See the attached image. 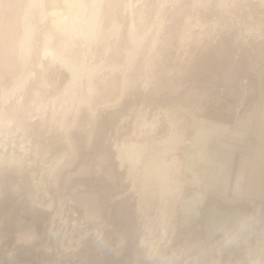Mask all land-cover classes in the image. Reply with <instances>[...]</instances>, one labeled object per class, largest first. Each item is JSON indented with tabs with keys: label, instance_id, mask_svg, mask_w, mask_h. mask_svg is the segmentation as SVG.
I'll use <instances>...</instances> for the list:
<instances>
[{
	"label": "rangeland",
	"instance_id": "1",
	"mask_svg": "<svg viewBox=\"0 0 264 264\" xmlns=\"http://www.w3.org/2000/svg\"><path fill=\"white\" fill-rule=\"evenodd\" d=\"M258 97L264 0H0V264H264V195L178 207L198 118ZM219 209L245 225L210 244Z\"/></svg>",
	"mask_w": 264,
	"mask_h": 264
},
{
	"label": "crops",
	"instance_id": "2",
	"mask_svg": "<svg viewBox=\"0 0 264 264\" xmlns=\"http://www.w3.org/2000/svg\"><path fill=\"white\" fill-rule=\"evenodd\" d=\"M210 116L198 118L190 142L184 148L183 181L195 192L179 201L182 223L188 226L198 218L210 196L225 200L263 198L264 195V99L253 101L252 110L238 121L235 129L229 123V104L213 101ZM97 198H84L90 217H97ZM207 225V242L230 243L236 231L245 225V213L214 210ZM95 215V216H94ZM207 243L204 242L203 245Z\"/></svg>",
	"mask_w": 264,
	"mask_h": 264
},
{
	"label": "bare ground",
	"instance_id": "3",
	"mask_svg": "<svg viewBox=\"0 0 264 264\" xmlns=\"http://www.w3.org/2000/svg\"><path fill=\"white\" fill-rule=\"evenodd\" d=\"M56 12H58V11H54V12H52V14H55ZM80 22H82V21H80ZM83 23H86V21H83ZM49 42V41H48ZM47 42V43H48ZM23 48L22 49H24V51H28V47L26 46V44H25V41L22 43V45H21ZM41 55L44 57V56H47V55H50L51 56V59H52V61H55V60H58L60 63H61V65H67V63H66V60L64 59V58H62V57H60L59 56V54L55 51V50H53V49H51L50 47H48V46H44V48L42 49V53H41ZM54 63V62H53ZM138 152H137V148L134 146V145H129V146H127V147H123L122 148V155L127 159V160H129V162L131 161V160H135L134 158H135V156H136V154H137ZM132 157V158H131ZM20 165V164H19ZM153 242V241H152ZM151 242V243H152Z\"/></svg>",
	"mask_w": 264,
	"mask_h": 264
}]
</instances>
